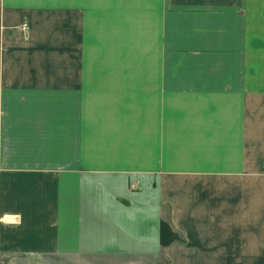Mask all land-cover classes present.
<instances>
[{
	"label": "crops",
	"instance_id": "0c3cea01",
	"mask_svg": "<svg viewBox=\"0 0 264 264\" xmlns=\"http://www.w3.org/2000/svg\"><path fill=\"white\" fill-rule=\"evenodd\" d=\"M0 216V264L263 261L264 0H0Z\"/></svg>",
	"mask_w": 264,
	"mask_h": 264
},
{
	"label": "built area",
	"instance_id": "2783aa9c",
	"mask_svg": "<svg viewBox=\"0 0 264 264\" xmlns=\"http://www.w3.org/2000/svg\"><path fill=\"white\" fill-rule=\"evenodd\" d=\"M29 30H30V25L28 23V21H25L22 25H21V31L23 32L24 36L27 37L28 33H29ZM139 184V181L135 182L133 185H132V188H134L136 185ZM2 221V218H0V223Z\"/></svg>",
	"mask_w": 264,
	"mask_h": 264
},
{
	"label": "rangeland",
	"instance_id": "374dc122",
	"mask_svg": "<svg viewBox=\"0 0 264 264\" xmlns=\"http://www.w3.org/2000/svg\"><path fill=\"white\" fill-rule=\"evenodd\" d=\"M29 23V21H28ZM30 25V23H29ZM30 30H31V26H30ZM30 30H29V33H30ZM29 33L27 35V37L25 36V38L27 39L28 36H29ZM0 218H2V216H0ZM195 264H218V262H195ZM244 264H264V260L263 261H254V262H244Z\"/></svg>",
	"mask_w": 264,
	"mask_h": 264
}]
</instances>
